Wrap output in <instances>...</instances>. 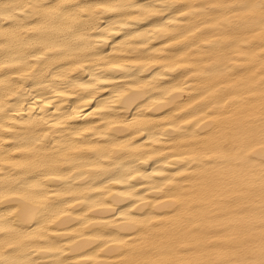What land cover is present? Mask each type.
Instances as JSON below:
<instances>
[{
    "label": "bare ground",
    "instance_id": "6f19581e",
    "mask_svg": "<svg viewBox=\"0 0 264 264\" xmlns=\"http://www.w3.org/2000/svg\"><path fill=\"white\" fill-rule=\"evenodd\" d=\"M262 261L264 0H0V264Z\"/></svg>",
    "mask_w": 264,
    "mask_h": 264
},
{
    "label": "snow or ice",
    "instance_id": "6c2138e0",
    "mask_svg": "<svg viewBox=\"0 0 264 264\" xmlns=\"http://www.w3.org/2000/svg\"><path fill=\"white\" fill-rule=\"evenodd\" d=\"M114 67H118V66H114ZM261 264H264V261H262Z\"/></svg>",
    "mask_w": 264,
    "mask_h": 264
}]
</instances>
